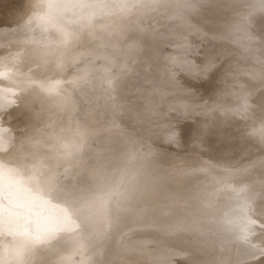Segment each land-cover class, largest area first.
<instances>
[{
  "label": "rangeland",
  "instance_id": "rangeland-1",
  "mask_svg": "<svg viewBox=\"0 0 264 264\" xmlns=\"http://www.w3.org/2000/svg\"><path fill=\"white\" fill-rule=\"evenodd\" d=\"M44 1L0 0V53L2 52L5 56V59L4 57H0L1 62L4 59L2 64L7 61L6 59H10L8 61H13L20 55H27L31 57L25 58L18 66L24 72L35 71L36 68H41V64L44 62H48L50 65L45 72H39L37 70L39 73H36L35 71V76H25L23 74L26 81L23 82L25 78L22 76L21 79L23 80L19 81H22L24 84L21 82L19 83L17 80L19 85H15L17 83L15 82L16 80H14L16 79L15 76L17 74L19 75L18 70L13 68L15 73L12 72V70L10 71L9 75H13L11 72L14 73V79L11 78L12 76L9 77L8 75L9 79H4L2 77L3 73H0V79H4V81L7 80L5 82L6 85L8 81L10 84L15 83V86L11 89L17 90L24 95L22 97L20 96L21 98L19 100V98L14 96L16 92H13L12 90L6 91L5 93V89H2L4 90L2 91L3 94H1L2 92L0 91V130H7V134L2 135V133H0V146L4 147V150L0 151V169H16L19 173L27 174H31L34 171H40L44 175H52L54 172L57 181H60V183H58L64 184V188L75 190L77 197L82 196L81 194H83L84 197L90 199L102 197L105 192L111 190L112 184L110 180L113 174L116 181L119 183L126 179V174L131 175L132 172L138 169V182L141 184H151L153 195L151 196L152 198L146 202L151 211L135 215L128 214L127 216V213L118 214L113 210L110 211L106 217L95 218L93 222L88 225L86 230L81 223V218H78L77 215H72V210L68 208L67 204L61 203L60 200H53L54 204H58L60 208L64 207L69 211L71 219H73L69 222L71 224H69V227L75 225L70 228V231L60 234L57 239L43 243L42 247L43 249L46 247L48 253L42 249L38 252L35 247L37 252L35 253L34 261L40 264H63L64 262V264H234L235 262L236 264H239L240 260L248 261L249 258L259 255L258 253L261 255L264 254V243H260L259 239L251 240V244L255 245V248L243 244L236 240L235 237L218 245L224 226H222L223 224L221 225V223L213 222V218L217 216V214L214 215V213H212L211 205L209 207V201H212V199H215L216 197H220L219 202L222 204L218 203V206L223 210H231L232 206H234L236 211L234 210L235 214L229 221L235 226L237 232L243 227L247 218L251 217V219H256V216L262 212H256V215L253 211L249 212L247 208L251 207L250 209L252 210V203L248 202L251 200H253L251 202H254V199L256 198L255 194L257 193L256 189L259 188L264 193V154L261 159L259 158L256 160V165H259L257 162L263 164H261V168H253L246 165L243 168H238L239 171L236 173L238 174L236 175L237 180L239 179L238 183L236 181L235 183L233 182L234 179L232 177L234 176L233 174L235 171H231L230 175L232 177L229 181H226L229 178L227 179V177L221 173L222 171H220L216 173L219 175L220 181L218 183L207 184V187L204 186L205 188L201 189L199 192L196 190L197 187H199V182L197 181L199 177L203 180L205 173L210 176L216 175L214 173L215 171H211L213 169L207 165L208 161L205 159L202 160L201 158L203 156L213 158L218 157L221 148L225 147V145L215 141L220 146L213 145V150L211 149L209 152L203 153L204 145H209V143L206 142L211 137H214L215 134L219 137L220 131H222L225 139L229 143H232V139L227 130V125L220 121L223 126L218 128L216 126L217 121L214 119L216 118L217 112H219V114L222 111H224V113H230L234 108L231 102L223 99L225 96L219 97L215 95L217 92V86H222L228 93L229 91L231 94L237 93V97L233 100L239 105L240 109L235 115L236 120H234L230 126L231 129L234 130L240 126L252 129L256 122H263L264 124V85H262L264 84V10L260 7L264 0H193L196 5L199 4L194 11L183 12L185 15L176 9L169 8L160 9L156 13H147L143 16L137 12H133L131 15H121L120 12L115 9H104L103 12H101L100 9L95 7L81 6L85 4L91 5L101 2H112V0ZM49 1H51V4ZM52 1L55 4L54 6ZM206 2L209 3L207 4ZM39 6H42L41 8L43 9L39 8ZM43 6L45 8L49 7V9L46 8V10ZM58 7H62V9L56 10ZM63 7L65 9L66 7L68 9L69 7V9L65 10ZM256 8H258V10H256ZM41 10L46 12H41ZM48 10H51L50 14H53V17L48 13ZM60 10L65 11H63L64 13L58 12L59 14H54ZM179 14H181V16H179ZM181 25H184L186 30ZM228 28L231 30H228ZM68 30H72V33L68 34ZM138 32L141 33L138 34ZM3 33H5V38L2 37L4 36ZM63 33L68 35L69 39H66L67 41L65 39L59 40L51 38L55 34L59 35ZM230 33L232 37H230ZM6 35L8 37L11 35V37L8 38ZM47 38L53 40L46 44L48 47L55 48L59 45L65 44L64 46H66V48L68 47V49L72 50L76 48L91 50L92 54L87 53L75 55L76 58L74 57L73 62L70 65L60 70L59 75L58 73L55 74V66L60 62V59L47 52L35 53L37 52L39 45L46 41ZM1 39L2 43L5 44V46L7 45L6 47L4 45L1 46ZM6 39H8L7 42ZM206 39L208 41H206ZM178 42L180 43L178 44ZM19 43L21 44L19 45ZM211 43L213 44L211 45ZM112 44H121L124 46L121 49L123 51L117 53L119 55H117V59H114V55H112L113 62H116V64L122 63L121 66L115 65V63L112 62L110 55ZM101 56L107 61L111 59L109 64H111L112 68L109 67L110 65L102 66V68L105 67L106 69L109 67V70H111L107 71L108 73L106 72L108 76L110 75L109 73L113 72L114 66L115 70H117V67L118 70L122 67L121 70H124V74H126L121 75L120 70H117L119 73L117 74L114 70L111 74L114 78L110 75L113 78V80L110 81L111 78L107 77V74L101 69V65L108 64V62ZM162 56L164 60L162 59ZM86 58L89 59L88 62L85 61ZM102 59L104 62H102ZM210 60L213 65L211 68H209ZM84 62H86V64ZM89 62L91 65H87L90 64ZM6 63L7 64H4L6 67L11 65L10 62ZM113 64L114 66H112ZM4 65L1 66L6 70V72L4 71L5 77L6 73L8 74L9 72V67L6 68ZM87 66L89 67L87 68ZM123 66H126L127 68ZM187 66L189 67V71H187ZM10 67H12V65ZM2 71L3 70L0 72ZM85 72L89 73V79L98 72L99 75L101 74L100 77H106L104 80L106 81L107 79V82H110H106L107 84H103V87L101 86L100 88L91 87L94 85L93 81L92 83H88L89 86H74L71 82L81 75H84ZM99 72H102L103 75H105L102 76V73ZM72 74H76L77 77L67 83V88L64 89V93H67V95L64 94L63 96V94H60L57 97H48V93H44L45 91L41 92L39 89V93L38 90L37 93H34V91L31 90L32 83H35V81H33L34 77L35 80L40 81H48L51 77V79L53 78L57 83V81H61L63 78ZM98 74L96 75L98 77H94L100 78ZM190 74L192 75L190 76ZM189 82L191 83L190 85ZM252 82L255 83L253 84ZM29 83H31V85ZM176 83H178V85H176ZM179 83H182L181 85L185 83L183 85L184 88H182ZM212 83H214V85ZM259 83H261V86ZM0 84L2 86L3 81H0ZM20 84L27 86L28 89H26L27 87L20 89L22 87ZM90 84L92 85L90 86ZM172 85H174V87ZM191 85L193 88L190 87ZM256 89L261 91L258 90V92ZM204 90H206V92ZM83 91L85 94L82 93ZM207 91H209L208 94ZM30 92H33V95H30ZM195 93L199 95L198 98V95ZM256 93H260L262 96L258 94V96H261L258 97ZM78 94L79 100L76 104L72 106L70 105L69 108H66L59 114L56 112V109L60 105L63 108L65 105L67 107L70 100L76 98L73 96ZM82 95L83 97H81ZM11 96L15 98H12L11 100L14 99L13 101H16V103L7 100L10 99ZM193 96H196L195 98L199 102L195 101V104L192 103L187 106L188 103H191L188 102V99ZM110 98L114 100H110ZM133 98L135 101L132 100ZM17 100H19L20 104L17 103ZM92 100L99 103H92ZM256 100L258 101L255 102ZM64 101H67L68 103L65 104ZM90 101L92 103V108H90L91 110H87ZM9 103H14L13 105L19 104L20 106L16 105L17 107L13 108L10 107L12 105L7 106ZM247 103L248 106L246 105ZM254 103L256 104V108L258 107L257 109L253 108L255 107ZM242 104L244 107H241L243 106ZM191 105L193 108H191ZM183 106L185 108H183ZM81 107H83V110ZM84 107H86V109ZM107 107L109 108L110 114L108 111V116L106 114L102 116L101 114L107 112ZM140 109L142 111H140ZM116 112H123L125 115L119 113L117 116ZM125 112H128V114ZM95 114H98L100 117L102 116L101 119ZM126 114L127 117H125ZM111 115L113 116L112 118L114 121L109 117ZM131 116H133V118ZM201 116H203V118H201ZM204 117L207 120H204ZM106 118L110 119L107 120ZM96 119L100 121H97ZM55 120L60 122L61 126H57L54 129V132L58 133V135L61 133L70 135L67 139L68 141L65 140L63 143L73 140L78 142L79 139L76 137L78 131L84 134L83 146L87 147H82L80 154L76 155L74 158L65 159L63 157H55V155L61 152L60 146L59 148H54L50 145V147L46 149L47 137H51L48 133V125ZM133 120L135 122H133ZM200 120L205 122L202 123ZM227 120L230 121L229 119ZM128 123H131L132 125L130 124V126ZM207 123H209V127L207 126ZM69 124H71V126ZM108 130L117 131L119 134L118 136L122 141L118 136V138H116L117 142H114L116 140L113 141L112 138L108 139L109 137H104V139L103 136L107 134ZM248 134L251 137V135H254L255 133L254 131H249ZM116 146H120V148H116ZM134 146H136L137 149ZM121 148L124 150L122 151ZM225 152H227L226 155L228 156V151ZM91 153L93 154L94 159L92 158ZM129 154H134L136 157L140 155L138 161L136 159L134 167L129 165ZM147 156H149V159H146ZM120 159L125 162H121L123 164L120 168L118 167V170L116 168L118 164H115ZM227 161L224 163H229ZM46 162H48V165H45ZM50 162H53L54 165L51 166V164H49ZM253 162L254 161H250L248 164L253 166L255 165V162ZM118 163L119 165L121 164L119 161ZM113 164L115 166H113ZM195 165L197 167H194ZM111 166L115 168L112 170L113 167ZM210 166L214 167V164ZM186 168L189 170H186ZM191 169L194 170V175L192 174L193 172L189 175L190 171H192ZM114 170L116 171L113 172ZM71 171L72 173H70ZM245 171L247 173H245ZM183 173H186V175ZM195 173H197V176L199 175L197 178ZM244 173L246 176L243 177V175H245ZM104 175H106L105 179ZM66 176L70 177V179H65ZM201 176L203 177L201 178ZM236 176L234 177L236 178ZM63 177L64 179H62ZM15 178L19 179L20 177L17 176ZM242 178L243 180H240ZM101 179L104 181L102 182ZM62 180L66 181L63 182ZM108 180L109 183L106 182ZM68 181L69 183H67ZM78 181L80 182L78 183ZM65 182L68 184L67 186ZM239 182L241 185H245V183L246 185L241 187V185L239 186ZM231 183L232 186H235L236 183L238 186H235V189L233 186L234 190H230L232 191L230 193L227 188H232L230 186ZM76 184H78V189L76 188ZM71 185L75 187H71ZM246 186H249L248 191L252 189V192L249 191L250 193H248L246 190L245 192H242L243 194L238 192V194H234V191L236 192L240 188H245ZM77 190L80 192H77ZM82 191L83 193H81ZM218 192L221 193L219 194ZM227 192L229 195L233 194L235 198L238 195V198L236 199L239 200L237 202L238 204H241H239L241 207L237 204L236 199L231 200L233 205L225 203ZM78 193L81 194L79 195ZM245 193L248 194V196H251L253 193L254 195H252L250 199ZM241 194L246 198H242ZM191 195L193 197H191ZM234 201L236 202L235 204ZM181 202L188 203V206L182 207ZM194 202H199L198 207L193 208ZM244 202L248 203L247 207H244L246 204L243 205ZM236 205L240 208H238L239 210L236 208ZM177 206L180 209H176ZM242 207L244 208L241 209ZM253 213H255V215ZM242 215L244 216V219ZM193 224L196 225V228L188 227V230H174L177 225L184 228ZM76 225H79L80 227L75 228ZM116 228L118 229L116 230ZM0 231H2V228H0ZM256 231L257 235H259L258 229ZM0 234V264H33L31 262L32 251L25 253L24 258L21 261L16 262L13 255L9 258V254H12V250L19 244V240L10 237L4 228ZM2 235H4V237L7 236V238H4L6 239V241H4L5 244H3ZM237 244L238 247L240 244L244 245V249H249V251H245L243 259L237 258L238 256H233L236 254L232 253V248L236 247ZM49 250L53 251L54 256H52V254L51 256L48 255L50 254ZM235 252L238 254L236 250ZM262 256L263 260L261 259L259 264H264V255ZM243 261L240 264H243ZM244 264H250V262L248 261Z\"/></svg>",
  "mask_w": 264,
  "mask_h": 264
},
{
  "label": "snow or ice",
  "instance_id": "snow-or-ice-1",
  "mask_svg": "<svg viewBox=\"0 0 264 264\" xmlns=\"http://www.w3.org/2000/svg\"><path fill=\"white\" fill-rule=\"evenodd\" d=\"M81 6L95 7L101 12L104 9H115L121 15H131L133 12H137L141 16L169 8L176 9L180 13L191 12L197 7L193 0H112V2ZM260 7L264 10V2ZM211 67L213 65L210 60L209 68ZM104 71L107 72L108 69H104ZM71 83L74 86L87 85L89 73L85 72L84 75ZM43 90L49 95H59L55 92L54 86ZM64 103L66 104L67 101ZM0 133L7 134V130L2 129ZM83 136L84 134L78 131L76 137L79 142L73 140L60 145L63 158L71 159L80 153L83 147ZM3 150L4 147L0 146V151ZM136 159L134 154H129V165L134 167ZM138 173L137 169L131 175L126 174V179L119 183L113 174L111 190L105 192L102 197L90 199L84 196L77 197L75 190L64 188L57 182L54 174L44 175L38 171L27 174L19 173L16 169H0V228L6 229L10 237L19 240V244L12 251L13 258L16 261H21L26 252L70 231L67 226L71 219L68 210L60 208L58 204L53 203V200H60L61 203L67 204L68 208L72 210L71 214L81 218L85 230L95 218L106 217L112 210L118 214L131 215L151 211L146 202L153 195L152 186L147 183H139ZM17 176L20 178L16 179ZM246 190V188H240L238 193ZM260 212L264 213V207L260 209ZM261 221H264V215H257L256 219H247L238 232L232 222L225 225L224 230L232 232L236 240L255 248V245L251 244L252 239H259L261 243H264V222ZM75 227L79 228L80 226L76 225ZM188 227L196 228V225L184 228L177 225L174 230H188ZM257 229L259 235H257Z\"/></svg>",
  "mask_w": 264,
  "mask_h": 264
},
{
  "label": "bare ground",
  "instance_id": "bare-ground-1",
  "mask_svg": "<svg viewBox=\"0 0 264 264\" xmlns=\"http://www.w3.org/2000/svg\"><path fill=\"white\" fill-rule=\"evenodd\" d=\"M44 1V0H43ZM53 1H55V2H58V1H56V0H53ZM52 1V2H53ZM61 1V0H60ZM200 1V0H199ZM45 2V1H44ZM50 2V4H51V1H49ZM49 2H48V4H49ZM85 2V1H84ZM224 2V1H223ZM260 2V1H259ZM43 3V2H42ZM41 3V4H42ZM207 3V2H206ZM209 3V2H208ZM207 3V4H208ZM213 3V2H212ZM261 3V2H260ZM259 3V4H260ZM45 4V3H44ZM90 4H91V2H90ZM199 4V3H198ZM197 4V5H198ZM211 4V3H210ZM256 4H257V2H256ZM55 4H54V2H53V6H54ZM80 5V4H79ZM89 5V4H88ZM203 5V4H202ZM45 6H47V5H45ZM49 6V5H48ZM201 6V5H200ZM251 6V5H250ZM27 7V6H26ZM42 7V6H41ZM40 6H39V8H41ZM44 7V6H43ZM50 7V6H49ZM49 7L47 8V9H49ZM52 7V6H51ZM203 7V6H202ZM11 8V7H10ZM45 7H44V9H46ZM205 8V7H204ZM210 8V7H209ZM214 8V7H213ZM41 9H43V8H41ZM46 9V10H47ZM58 9H62V7L61 8H57L56 10H58ZM63 9H65L64 7H63ZM66 9H67V7H66ZM65 9V10H66ZM68 9H69V7H68ZM67 9V10H68ZM78 9V8H77ZM253 9V8H252ZM254 9H255V5H254ZM253 9V10H254ZM65 10H60V11H57L56 13H54V14H57L58 12L59 13H62L63 11H65ZM113 10V9H112ZM200 10V9H199ZM220 10V9H219ZM256 10H258V8H256ZM30 11V10H29ZM42 11H44V10H41V12ZM49 11V10H48ZM51 11V10H50ZM50 11L48 12L49 14H50ZM16 12V11H15ZM46 11H44V13H45ZM55 12V11H54ZM201 12V11H200ZM204 12V11H203ZM48 13H47V15H48ZM53 13V12H52ZM58 13V14H59ZM64 13V12H63ZM111 13V12H110ZM174 13H176V12H174ZM186 13V12H185ZM223 13V12H222ZM112 14H114V13H112ZM184 14V13H183ZM182 14V15H183ZM190 14V13H189ZM213 14V13H212ZM44 15H46V14H44ZM51 15V14H50ZM53 15V14H52ZM51 15V16H52ZM64 15V14H63ZM68 15V14H67ZM109 15V14H108ZM108 15H107V17H108ZM172 15V14H171ZM185 15V14H184ZM214 15V14H213ZM56 16H58V15H56ZM177 16V15H176ZM179 16H181V14H179ZM53 17V16H52ZM54 17H55V15H54ZM109 17H110V15H109ZM112 17V16H111ZM133 17V16H132ZM219 17V16H218ZM115 18V17H114ZM220 18V17H219ZM222 18H224V17H222ZM232 18V17H231ZM106 19V18H105ZM131 19V18H130ZM133 19V18H132ZM261 19V18H260ZM97 20V19H96ZM140 21V20H139ZM172 21V20H171ZM170 21V22H171ZM235 21V20H234ZM256 21V20H255ZM94 22V21H93ZM175 22V21H174ZM260 22V21H259ZM31 23V22H30ZM142 23V22H141ZM114 24V23H113ZM125 24H127V23H125ZM129 24V23H128ZM257 24V23H256ZM75 25V24H74ZM111 25V24H110ZM134 25V24H133ZM132 25V26H133ZM138 25V24H137ZM72 26V25H71ZM77 26V25H76ZM123 26V25H122ZM134 26H136V25H134ZM181 26H183L184 27V29H185V26L184 25H181ZM189 26V25H188ZM226 26V25H225ZM106 27H108V26H106ZM172 27V26H171ZM182 27V28H183ZM222 27V26H221ZM63 28V27H62ZM66 28V27H65ZM69 28V27H68ZM79 28V27H78ZM110 28V27H109ZM119 28V27H118ZM130 28H131V26H130ZM189 28V27H188ZM233 28V27H232ZM59 29V28H58ZM127 29V28H126ZM129 29V28H128ZM138 29H140V28H138ZM224 29V28H223ZM255 29V28H254ZM3 30V29H2ZM63 30V29H62ZM107 30V29H106ZM112 30V29H111ZM110 30V31H111ZM114 30V29H113ZM120 30H121V28H120ZM131 30V29H130ZM186 30V29H185ZM221 30V29H220ZM228 30H231V29H229L228 28ZM234 30V29H233ZM70 31V32H69ZM139 31V30H138ZM183 31V30H182ZM236 31V30H235ZM2 32V31H1ZM63 32H65V31H63ZM132 32V31H131ZM179 32V31H178ZM66 33V32H65ZM68 34H71L72 33V30H68V32H67ZM114 33V32H113ZM117 33V32H116ZM126 33V32H125ZM133 33V32H132ZM137 33V32H136ZM139 33H141V32H138V34ZM143 33V32H142ZM4 34V36H2V37H4L5 38V33H3ZM48 34V33H47ZM49 34H50V32H49ZM108 34V33H107ZM119 34H120V32H119ZM234 34V33H233ZM2 35V34H1ZM114 35V34H113ZM131 35V34H130ZM235 35V34H234ZM7 36V35H6ZM115 36V35H114ZM122 36H124V35H122ZM170 36V35H169ZM8 37V36H7ZM9 37H11V35H9ZM8 37V38H9ZM70 37V36H69ZM97 37V36H96ZM113 37V36H112ZM139 37V36H138ZM220 37H221V35H220ZM230 37H232L231 36V33H230ZM237 37V36H236ZM235 37V38H236ZM0 38H1V36H0ZM52 39H54V38H56V39H59V40H61V39H69L68 38V35L66 34H59V35H57V34H55V35H53L52 37H51ZM51 38H47L46 39V41H44L43 43H41L40 45H39V47H38V49H37V52H35V53H45V52H47V53H50V54H52L53 56H55L56 58H59L60 59V62L59 63H57L56 64V66H55V70H54V73L56 74V73H58V75H59V72H60V70H62L63 68H65L66 66H68V65H70L72 62H73V59H74V57L76 58V56L75 55H82V54H92L91 53V50H85V49H68V47L66 48V46H64L65 44H62V45H59V46H57V47H55V48H52V47H48V46H46V44L49 42V41H51L52 39ZM108 38H109V36H108ZM119 38V37H118ZM174 38V37H173ZM264 38V37H263ZM3 39V38H2ZM2 39H1V43H2ZM112 39V38H111ZM116 39V38H115ZM205 39V38H204ZM209 39V38H208ZM242 39V38H241ZM7 40L8 39H6V42H7ZM123 40H124V37H123ZM210 40V39H209ZM224 40V39H223ZM3 41H4V39H3ZM53 41V40H52ZM67 41V40H66ZM205 41V40H204ZM206 41H208L207 39H206ZM238 41V40H237ZM5 42V43H6ZM12 42V41H11ZM25 42V41H24ZM118 42V41H117ZM139 42V41H138ZM17 43V42H16ZM50 43V42H49ZM171 43V42H170ZM180 42H178V44H179ZM205 43V42H204ZM215 43V42H214ZM223 43V42H222ZM243 43V42H242ZM6 44H8V43H6ZM14 44V43H13ZM21 43H19V45H20ZM185 44V43H184ZM213 43H211V45H212ZM5 46V44H3L2 43V45L1 46ZM12 45V44H11ZM18 45V44H17ZM16 45V46H17ZM172 45V44H171ZM182 45V44H181ZM203 45H205V44H203ZM236 45V44H235ZM239 45V44H238ZM7 46V45H6ZM5 46V47H6ZM15 46V45H14ZM110 46V45H109ZM120 46H122V47H120ZM164 46V45H163ZM221 46V45H220ZM233 46V45H232ZM124 46L123 45H121V44H119V45H116V44H112V48H111V53H110V55H111V58L113 57L112 55H114V59L116 58L117 59V53L119 52V51H123V50H121L122 48H123ZM128 47V46H127ZM127 47H126V49H127ZM162 47V46H161ZM204 47V46H203ZM213 47H214V45H213ZM223 47V46H222ZM219 48V47H218ZM2 49V48H1ZM140 49V48H139ZM163 49V48H162ZM209 49V48H208ZM213 49V48H212ZM221 49V48H220ZM223 49V48H222ZM210 50V49H209ZM217 50V49H216ZM163 51V50H162ZM208 51V50H207ZM222 51V50H221ZM220 51V52H221ZM229 51V50H228ZM202 52H203V49H202ZM253 52H255V51H253ZM164 53V52H163ZM218 53V52H217ZM0 54H2V52L0 53ZM156 54V53H155ZM160 54H161V50H160ZM227 54V53H226ZM32 55H35V54H32ZM157 55H158V53H157ZM157 55H155V56H157ZM168 55V54H167ZM222 55V54H221ZM98 57H100L99 55H97ZM119 56V55H118ZM215 56V55H214ZM220 56V55H219ZM0 57L2 58V57H4V59H5V56L2 54V55H0ZM29 57H31V56H27V55H20L19 57H17L16 59H14L13 61H8V60H10V59H6L7 61H5L3 64H2V62L4 61V59L2 60V62H1V59H0V62H1V64H0V67H1V70H3L2 72H0L1 74L3 73V75H2V77L4 78V79H9V77H11V78H13L15 75H14V73H15V70H18V73H19V75L17 74L15 77H16V79H14V80H16L15 82L17 83L19 80H23V79H21V77L23 76V74L25 75V76H35L36 74H35V71H36V73H39V72H45L48 68H49V64H48V62L46 63V62H44L43 64H41V68H36V70L35 71H26V72H24L21 68H19L18 66L21 64V62H23L24 61V59L25 58H29ZM101 57H103V56H101ZM107 57V56H106ZM158 57V56H157ZM160 57V56H159ZM224 57V56H223ZM108 58H109V56H108ZM161 58V57H160ZM216 58H217V56H216ZM226 58V57H225ZM88 58H86L85 59V61H89V59L87 60ZM103 59H105L104 57H103ZM103 59H102V62H104L103 61ZM110 59V58H109ZM119 59V58H118ZM162 59H163V56H162ZM162 59H160V60H162ZM241 59V58H240ZM111 60V59H110ZM109 60V61H110ZM164 60V59H163ZM170 60V59H169ZM205 60V59H204ZM214 60V59H213ZM243 60V59H242ZM91 61V60H90ZM105 61H107L106 59H105ZM109 61H107L108 62V64H105V65H101V69H103L102 71L104 72V73H106L105 71H104V69H106L105 67L104 68H102V66H109V67H111V64H109L110 62ZM115 61V60H114ZM224 61V60H223ZM254 61V60H253ZM6 62H10V64L12 65V67H10V66H7V67H9V72H8V74L6 73V75H5V77H4V74H5V72H6V70H5V68H3V66H1V65H4V64H7ZM112 62H113V58H112ZM118 62V61H117ZM191 62V61H190ZM194 62V61H193ZM192 62V63H193ZM52 63V62H51ZM85 64H86V62H84ZM90 63V62H89ZM106 63V62H105ZM113 63H115V65H120L121 66V64L122 63H117L116 64V62H113ZM203 63H204V61H203ZM206 63V62H205ZM245 63V62H244ZM189 64V63H188ZM199 64V63H198ZM87 65H91V63L90 64H87ZM124 65V64H123ZM59 66V67H58ZM83 66H85V65H83ZM82 66V67H83ZM112 66H114V64L112 65ZM119 66V67H120ZM190 66V65H189ZM223 66V65H222ZM4 67H6L5 65H4ZM6 67V68H7ZM86 67V66H85ZM84 67V68H85ZM89 66H87V68H88ZM109 67H107V69H108V71H111V70H109ZM115 67V66H114ZM113 67V69L115 70V68ZM117 67V66H116ZM188 67V66H187ZM194 67V66H193ZM264 67V66H263ZM15 70H14V69ZM112 68V67H111ZM110 68V69H111ZM121 68L122 67H120V74L121 75H125L124 74V70H121ZM127 68V67H126ZM190 68H192V67H190ZM198 68V67H197ZM70 69V68H69ZM68 69V70H69ZM86 69V68H85ZM112 69V70H113ZM117 70H118V67L116 68ZM123 69H125V68H123ZM182 69V68H181ZM263 69V68H262ZM0 70V71H1ZM12 70V72H14V73H12L11 72V74H13V75H9L10 74V71ZM39 72H38V71ZM114 70H113V72H114ZM117 70H115V72H117ZM118 70V71H119ZM204 70V69H203ZM257 70V69H256ZM261 70V69H260ZM5 71V72H4ZM21 71V72H20ZM71 71V70H70ZM122 71H123V74H122ZM180 71H182V70H180ZM187 71H189V67H188V69H187ZM22 72H24V73H22ZM112 72V73H113ZM166 72V71H165ZM186 72V71H185ZM21 73V74H20ZM49 73V72H48ZM97 74H98V72H96ZM99 73H102V72H99ZM108 73V72H107ZM106 73V74H107ZM112 73H109L110 75L112 74ZM167 73V72H166ZM263 73V72H262ZM94 74V73H93ZM97 74H94V76H96ZM117 74H119L118 72H117ZM9 77H8V76ZM21 75V76H20ZM78 75V74H77ZM99 75V74H98ZM105 75V74H104ZM103 75V73H102V76H104ZM108 76V74H107V77H110L111 78V80L110 81H112L113 80V78H114V76ZM136 75H137V73H136ZM192 74H190V76H191ZM263 75V74H262ZM19 78H18V77ZM55 76V75H54ZM79 76V75H78ZM91 76V75H90ZM94 76H91L90 77V79H89V82H91L92 83V81H93V86H91L92 84H90V86L91 87H93V88H100L103 84H107L108 82H110V81H108L107 82V79H106V81L104 80V78H106V77H100L101 76V74L99 75V77L100 78H96V77H98V76H96V77H94ZM24 77V76H23ZM57 77H59V76H57ZM77 76H76V74H72V75H70V76H68V77H66V78H63V80H59V81H57V83L55 82L56 80H54L53 78L51 79V77H50V79H48V81H40V80H35V77H34V80L33 81H35V83L33 82L32 83V86H31V90L32 91H34V93H37V90H38V93H39V91L41 90V92L42 91H44L43 89L44 88H47V87H49V86H54L55 87V92H57V93H59V95L60 94H63V96H64V92H65V88H67V83L70 81V80H72V79H74V78H76ZM138 77V76H137ZM200 77V76H199ZM1 78V77H0ZM2 78V79H3ZM25 78V77H24ZM27 78H29V77H27ZM202 78V77H201ZM200 78V79H201ZM215 78V77H214ZM4 79L3 80H1L0 79V81H3V84H2V86H1V84H0V91L2 92V91H4V90H2V89H5V93H6V91H13V92H16V94L14 95V96H16V98H19V100H20V98L22 97V96H24L23 95V93H21V92H19V91H17V90H13V89H11V88H13L15 85H19V83L21 82V83H23L24 81H26V78L23 80V82L22 81H19V83H17V84H13L11 81V83L12 84H10V83H8L7 82V85L5 84V82L7 81V80H5L4 81ZM33 79V78H32ZM59 79V78H58ZM94 79V80H93ZM137 79V78H136ZM11 80V79H10ZM18 80V81H17ZM108 80H109V78H108ZM133 80H135V79H133ZM198 80V79H197ZM204 80V79H203ZM218 80V79H217ZM13 81V80H12ZM185 81H187V80H185ZM195 81V80H194ZM202 81V80H201ZM242 81V80H241ZM246 81H247V79H246ZM249 81V80H248ZM14 82V81H13ZM27 82H29V81H27ZM36 82H37V84H36ZM55 82V83H54ZM107 82V83H106ZM193 82V81H192ZM199 82H200V80H199ZM213 82V81H212ZM2 83V82H1ZM26 83V82H25ZM135 83H137V82H135ZM186 84H188L187 82H185ZM185 83H183V85L185 84ZM193 83H195V82H193ZM193 83H192V85H193ZM216 83V82H215ZM241 83V82H240ZM253 83V82H252ZM255 83V82H254ZM253 83V84H254ZM24 84V83H23ZM30 85H31V83H29ZM33 84H36V85H33ZM41 84V85H40ZM115 84V83H114ZM180 85L182 84V83H179ZM191 83L189 82V85H190ZM199 84V83H198ZM201 84V83H200ZM213 85H214V83H212ZM218 84V83H217ZM257 84V83H256ZM261 83H259V85H260ZM20 85H22V84H20ZM88 85V84H87ZM86 85V86H87ZM111 85V84H110ZM136 85V84H135ZM176 85H178V83H176ZM175 85V86H176ZM183 85H181L182 86V88H184L183 87ZM189 85H188V87H189ZM192 85L190 86V87H192ZM262 85H264V84H262ZM89 86V85H88ZM137 86V85H136ZM135 86V87H136ZM173 87H174V85H172ZM227 86V85H226ZM225 86V87H226ZM254 86V85H253ZM258 86V85H257ZM261 86V85H260ZM18 87H20V86H18ZM27 86H25V85H22V87L20 88V89H24V88H26ZM103 87V86H102ZM105 87V86H104ZM131 87V86H130ZM230 87V86H229ZM242 87V86H241ZM256 87V86H255ZM263 87V86H262ZM106 88H107V85H106ZM193 88V87H192ZM203 88V87H202ZM206 88V87H205ZM213 88V87H212ZM258 88V87H257ZM26 89H28V87L26 88ZM40 89V90H39ZM103 89H105V88H103ZM115 89V88H114ZM174 89V88H173ZM195 89V88H194ZM261 89V88H260ZM264 89V88H263ZM86 90V89H85ZM95 90V89H94ZM97 90V89H96ZM208 90V89H207ZM213 90V89H212ZM216 90H217V92L215 93V95L216 96H219V97H223V96H225V97H223V99H225V100H227L228 102H231V104L233 105V109H232V111L230 112V113H228V112H226V113H224V111H222L220 114H219V112H217L216 113V118H214V119H216V121H217V127L218 128H220V126H223V125H221V123H220V121H222V122H224L225 123V125H227V130H228V133H229V135H230V137H231V139H232V143H229L226 139H225V136H224V133L222 132V131H220V135H219V137H217L216 136V134H215V136L214 137H211L206 143H209V145H207V146H205L204 145V147H203V153H207V152H209L211 149L213 150V145L214 146H217V145H219L218 143H216L215 141H218V142H220L222 145H225V147H223V148H221V151H220V153H219V155H218V157H215V158H213V157H209V156H206V157H202L201 159L202 160H206V161H208L207 163V165L209 166V167H211V169H213V170H211V171H215L214 173L216 174V173H218V172H220V171H222L221 173H223L226 177H227V179L228 180H226V178H225V180L226 181H229L230 180V178L232 177L230 174H231V171L233 170V172L235 171V173L233 174V172H232V174L234 175V176H236V175H238V174H236L238 171H239V167H241V168H243V167H245V165L246 166H250V167H253V168H257V167H259V168H261L262 166H261V164L262 163H260V162H257L259 165H256V160H258L259 158L261 159L262 157H263V154H264V124H263V122H256L255 124H254V126H253V128L252 129H248V128H246V127H239V128H235L234 130L233 129H231V124H232V122L234 121V120H236L235 119V115L238 113V110L240 109V107H239V105L238 104H236L235 102H234V100L233 99H235V97H237V93H230V91H229V93L222 87V86H217L216 87ZM254 90V89H253ZM257 90V89H256ZM255 90V91H256ZM259 90V89H258ZM257 90V91H258ZM68 91H69V89H68ZM67 91V92H68ZM87 91V90H86ZM102 91V90H101ZM103 91H105V90H103ZM181 91V90H180ZM205 92H206V90H204ZM226 91V92H225ZM259 91H261V90H259ZM258 91V92H259ZM264 91V90H263ZM262 91V92H263ZM0 92V93H1ZM89 92V91H88ZM90 92H94V91H90ZM99 92H100V90H99ZM173 92V91H172ZM196 92V91H195ZM202 93H205V92H203V91H201ZM208 92L209 91H207V94H208ZM244 92V91H243ZM254 92V91H253ZM44 93H46V92H44ZM83 94H85L84 93V91L82 92ZM193 93V92H192ZM1 94H3V92L1 93ZM33 95V92L31 93L30 92V95ZM43 94V93H42ZM68 94H69V92H68ZM175 94V93H174ZM177 94V93H176ZM194 94V93H193ZM195 94H197V93H195ZM206 94V93H205ZM212 94H213V92H212ZM251 94V93H250ZM257 94V96H258V94H260V93H256ZM255 94V95H256ZM35 95V94H34ZM37 95V94H36ZM65 95H67V93L65 94ZM96 95V94H95ZM131 95V94H130ZM191 95V94H190ZM198 95V94H197ZM239 95V94H238ZM242 95V94H241ZM261 95V94H260ZM1 96V95H0ZM21 96V97H20ZM48 97H57L58 95H56V94H52V95H47ZM79 94L78 95H75V96H73V97H76V98H74V99H72V100H70V102L68 103V105H67V107H66V105L64 106V108L60 105L57 109H56V112L59 114V113H61L62 111H64L66 108H69L70 107V105L72 106V105H74V104H76L77 102H78V100H79ZM137 96V95H136ZM177 96V95H176ZM181 96V95H180ZM186 96V95H185ZM184 96V97H185ZM207 96V95H206ZM205 96V97H206ZM253 96V95H252ZM251 96V97H252ZM262 96V95H261ZM261 96H258V97H261ZM32 97V96H31ZM35 97V96H34ZM81 97H83V95L81 96ZM88 97V96H87ZM175 97V96H174ZM196 97V96H195ZM194 96L193 97H190L188 100V102H191V103H186L187 104V106L188 105H190V104H192V103H194L195 101H197V102H199L198 100H196V98H195ZM199 97V95L197 96V98ZM239 97V96H238ZM242 97H243V95H242ZM241 97V98H242ZM248 97H249V95H248ZM12 98H14V97H10V99H7V100H11ZM61 98H62V96H61ZM67 98H68V96H67ZM86 98V97H85ZM250 98V97H249ZM15 99V98H14ZM13 99V100H14ZM76 99V100H75ZM84 99V98H83ZM92 99V98H91ZM112 98H110V100H111ZM125 99V98H124ZM182 99V98H181ZM13 100H11V101H13ZM19 100H17L18 102L17 103H19ZM22 100V99H21ZM88 100H89V98H88ZM94 100V99H93ZM92 100V101H93ZM107 100V99H106ZM112 100H114V99H112ZM131 100V99H130ZM132 100H134V98L132 99ZM200 100H201V98H200ZM8 101V102H9ZM99 101V100H98ZM126 101H128V100H126ZM135 101V100H134ZM138 101V100H137ZM183 101H185V100H183ZM258 100H256L255 102H257ZM14 102V101H13ZM81 102V101H80ZM88 102V101H87ZM97 102V101H96ZM95 101H93L92 103H96ZM106 102V101H105ZM129 102V101H128ZM127 102V103H128ZM248 102V101H247ZM14 103H16V101L14 102ZM14 103H9L7 106H9V105H12V106H10V107H17V106H20L19 104L17 105V104H15V105H13ZM86 103V102H85ZM91 101H90V104H88V108H87V110H89L90 108H92L91 106ZM97 103H99V102H97ZM102 103H103V101H102ZM102 103H100V104H102ZM260 103V102H259ZM130 104V103H129ZM133 104H134V102H133ZM183 104H185V103H183ZM195 104V103H194ZM244 104V103H243ZM242 104V105H243ZM255 104V103H254ZM253 104V105H254ZM17 105V106H16ZM21 105H22V103H21ZM44 105V104H43ZM81 105V104H80ZM97 105H99V104H97ZM212 105V104H211ZM247 106H248V103L246 104ZM246 105H245V107H246ZM94 106V105H93ZM257 106H259V105H257ZM106 107V106H105ZM135 107V106H134ZM176 107V106H175ZM196 107V106H195ZM204 107V106H203ZM241 107H244V105L243 106H241ZM85 109H86V107H84ZM97 108V107H96ZM108 108V107H107ZM179 108H180V106H179ZM183 108H185L184 106H183ZM189 108V107H188ZM187 108V109H188ZM191 108H193L192 107V105H191ZM197 108V107H196ZM249 111H250V109L248 108V107H246ZM253 108H256V104H255V107H253ZM258 108V107H257ZM256 108V109H257ZM260 108H261V104H260ZM81 109L83 110V107H81ZM98 109V108H97ZM104 109H106V108H104ZM104 109H103V111H104ZM115 109V108H114ZM161 109V108H160ZM206 109V108H205ZM243 109V108H242ZM245 109V108H244ZM91 110V109H90ZM186 110V109H185ZM191 110H193V109H191ZM246 110V109H245ZM76 111V110H75ZM106 111V110H105ZM108 111H109V108H108V110H107V112L106 113H103V114H101L102 116H104V114H106L107 115V113H108ZM140 111H142L141 109H140ZM184 111V110H183ZM189 111V110H188ZM252 111V110H251ZM80 112H81V110H80ZM114 112H115V110H114ZM128 112H129V110H128ZM128 112H125V113H127L128 114ZM176 112V111H175ZM202 112V111H201ZM203 112H204V110H203ZM215 112H216V110H215ZM93 113H94V110H93ZM101 113H102V110H101ZM119 113H121V112H119ZM119 113H117L116 112V115L118 116V114ZM130 113V112H129ZM35 114H37V113H35ZM91 114V113H90ZM109 114H110V111H109ZM108 114V115H109ZM111 114H112V112H111ZM121 114H124L123 112L121 113ZM127 114H126V116L125 117H127ZM131 115H132V113H130ZM130 114H129V117H130ZM174 114V113H173ZM173 114H171V115H173ZM178 114H179V111H178ZM190 114V113H189ZM204 114V113H203ZM248 114V113H247ZM84 115H86V114H84ZM96 115V114H95ZM98 115V114H97ZM96 115V116H97ZM107 115V116H108ZM125 115V114H124ZM196 115V114H195ZM200 115H202V114H200ZM101 116V117H102ZM137 116V115H136ZM233 116H234V118H233ZM86 117V116H85ZM88 117V116H87ZM90 117V116H89ZM100 116L98 115V118H99ZM101 117H100V119H101ZM110 118H112L113 116L111 115V116H109ZM115 117V116H114ZM122 117H123V115H122ZM132 118H133V116H131ZM180 117V116H179ZM94 118V117H93ZM110 118H108V119H110ZM120 118V117H119ZM124 118V117H123ZM141 118V117H140ZM194 118V117H193ZM196 118V117H195ZM197 118H198V116H197ZM201 118H203V116H201ZM88 119V118H87ZM107 119V118H106ZM107 119V120H108ZM113 119V118H112ZM125 119V118H124ZM128 119H130V118H128ZM139 119V118H138ZM190 119V118H189ZM227 119H229L230 121H228ZM263 119H264V117H263ZM97 120V119H96ZM136 120V119H135ZM204 120H207V119H205V117H204ZM239 120V119H238ZM97 121H100V120H97ZM113 121H114V119H113ZM143 121V120H142ZM142 121H140V122H142ZM178 121V120H177ZM194 121V120H193ZM200 121H202V120H200ZM87 122V121H86ZM133 122H135L134 120H133ZM132 122V123H133ZM138 122V121H137ZM136 122V123H137ZM139 122V123H140ZM144 122V121H143ZM205 121H202V123H204ZM228 122H230V123H228ZM61 123L60 122H58V121H53L52 123H50V125H48V133H49V136H51V137H47V140H46V149L47 148H49L50 147V145L52 146V147H54V148H59V146L61 145V143H63V142H65V140L66 141H68L67 139H68V137L70 136V135H66V134H63V133H61V134H59L58 135V133H55L54 132V129L57 127V126H61L60 125ZM64 124V123H63ZM68 124V123H67ZM66 124V125H67ZM88 124H91V123H88ZM129 124V123H128ZM128 124H126V125H128ZM131 124V123H130ZM129 124V125H130ZM209 123H207V126L209 127V125H208ZM238 124V123H237ZM70 126H71V124H69ZM85 125H87V124H85ZM128 125V126H129ZM132 125V124H131ZM130 125V126H131ZM233 125H234V123H233ZM232 125V126H233ZM236 125V124H235ZM68 126V125H67ZM142 126V125H141ZM237 126V125H236ZM79 127V126H78ZM136 127V126H135ZM206 127V126H205ZM87 128V127H86ZM122 128H124V127H122ZM130 128V127H129ZM205 129V128H204ZM2 130V129H1ZM85 130V129H84ZM44 131V130H43ZM143 131V130H142ZM224 131V130H223ZM249 131H251V132H253L254 131V135L252 136L251 135V137L249 136ZM84 132V131H83ZM88 133V132H87ZM97 134V133H96ZM99 134H101V133H99ZM143 134H144V132H143ZM189 134V133H188ZM187 134V135H188ZM3 135V134H2ZM91 135V134H90ZM119 134L117 133V131H112V130H108V132H107V134H105L104 136L101 134V136H103V138L105 137V138H108V139H110V138H112V140L114 141V140H116V141H114V142H117V139L116 138H118L119 136H118ZM137 135V134H136ZM9 136V135H8ZM89 136V135H88ZM118 136V137H117ZM150 136V135H149ZM96 137H97V135H96ZM190 137H191V135H190ZM10 138V137H9ZM87 138V137H86ZM98 138H99V136H98ZM103 138H101V139H103ZM104 138V139H105ZM156 138V137H155ZM195 138V137H194ZM97 139V138H96ZM100 139V140H101ZM119 139H121L120 137H119ZM188 139H189V137H188ZM230 139V138H229ZM15 140V139H14ZM17 140V139H16ZM84 140V139H83ZM107 140V139H106ZM106 140H105V142H106ZM104 141V140H103ZM121 141H122V139H121ZM187 141V140H186ZM190 141V140H189ZM13 142V141H12ZM23 142V141H22ZM79 142V141H78ZM148 142V141H147ZM16 143V142H15ZM14 143V144H15ZM84 143V142H83ZM99 143V142H98ZM123 143V142H122ZM101 144H102V142H101ZM104 144V143H103ZM181 144V143H180ZM85 145V144H84ZM152 145V144H151ZM220 146V145H219ZM83 147H87V146H83ZM89 147V146H88ZM107 147V146H106ZM135 148H136V146H134ZM116 148H120V146H116ZM116 148H114V149H116ZM125 148V147H124ZM93 149H95V148H93ZM122 149V151L124 150L123 148H121ZM137 149V148H136ZM135 149V150H136ZM142 149H143V147H142ZM120 150V149H119ZM10 151V150H9ZM82 151V150H81ZM80 151V152H81ZM84 151V150H83ZM89 151H91V150H89ZM225 151H228V156L226 155L227 154V152H225ZM60 152V151H59ZM87 153V152H86ZM85 153V154H86ZM122 153V152H121ZM123 153H126V152H123ZM80 154V153H79ZM98 154V153H97ZM89 155H90V153H89ZM99 155V154H98ZM102 155V154H101ZM123 155V154H122ZM91 156H92V158H93V154L91 153ZM125 156V155H124ZM55 157H60V158H62L63 156L61 155V152L60 153H58L57 155H55ZM122 158H123V156H122ZM121 158V159H122ZM138 158H140V155L137 157V161H138ZM142 158V157H141ZM94 159V158H93ZM99 159V158H98ZM120 159V160H121ZM146 159H149V156H147L146 157ZM88 160V159H87ZM120 160H118L120 163L121 162H125V161H120ZM223 160H225V161H227V162H229V163H224L225 161H223ZM113 161V160H112ZM117 161V160H116ZM115 161V162H116ZM118 161L116 162V164L115 165H119V163H118ZM200 161V160H199ZM250 161H254L255 162V165H253V166H251V165H249L248 163L250 162ZM89 162H90V160H89ZM127 162V161H126ZM253 162V163H254ZM113 163H114V161H113ZM49 164H51V166H53L54 165V163L53 162H50ZM111 164H112V162H111ZM110 164V165H111ZM123 163H121L119 166L117 165L116 166V168L118 169V167L120 168V166L122 165ZM141 164V163H140ZM214 164V167L213 166H210V165H213ZM45 165H48V162H46V164ZM114 164H113V166H115ZM263 165V164H262ZM108 166V165H107ZM113 166H111V167H113ZM83 167V166H82ZM105 167V166H104ZM194 167H197L196 165L194 166ZM115 167H113L112 168V170L114 169ZM193 168V167H192ZM222 168V169H221ZM104 169V168H103ZM107 169V168H106ZM108 170V169H107ZM106 170V171H107ZM111 170V171H112ZM119 170V169H118ZM185 170V169H184ZM186 170H189V169H187L186 168ZM185 170V171H186ZM192 170V169H191ZM241 170H243V169H241ZM109 171V170H108ZM116 170H114L113 172H115ZM217 171V172H216ZM40 172V171H39ZM49 172V171H48ZM112 172V173H113ZM191 172H193L192 174L194 175V170H192V171H190V174L189 175H191ZM244 172V171H243ZM70 173H72V171L70 172ZM87 173V172H86ZM105 173H107V172H105ZM109 173H110V171H109ZM109 173H108V175H109ZM118 173V172H117ZM187 173V172H186ZM186 173L184 174V175H186ZM198 173V172H197ZM197 173H195V175L197 174ZM203 173V172H202ZM245 173H247L246 171H245ZM244 173V174H245ZM51 174V173H50ZM53 174H54V172H53ZM111 174V173H110ZM55 175V174H54ZM69 175V174H68ZM70 175H73V174H70ZM107 175V174H106ZM106 175H104V179H105V176ZM118 175V174H117ZM184 175H182V176H184ZM192 175V176H193ZM217 175L218 174H216L215 176L213 175V176H210L209 174H207V173H205V175H204V179L203 180H201L200 179V177H199V179H197V181L199 182L198 183V186L199 187H197V191L199 192V191H201V189H204L205 187H207L206 185L207 184H212V183H218L220 180H219V175H218V177H217ZM223 175V176H224ZM61 176H64V175H61ZM60 176V177H61ZM85 176V175H84ZM83 176V177H84ZM89 176H90V174H89ZM110 176V175H109ZM199 176V175H198ZM197 175H196V178L198 177ZM221 176V175H220ZM222 176V177H223ZM224 176V177H225ZM232 177L234 180H233V182L235 183V181L238 183V180H237V176H236V178L235 177ZM242 176V175H241ZM244 176H246V174L245 175H243V177ZM112 177H113V175H112ZM111 177V178H112ZM195 177V176H194ZM203 176H201V178H202ZM57 178V177H56ZM59 178V177H58ZM68 178V180L70 179V177H67L66 176V178L65 179H67ZM107 178V177H106ZM110 178V177H109ZM115 178V177H114ZM117 178H118V176H117ZM121 178V177H120ZM238 178H240V177H238ZM61 179V178H60ZM62 179H64V177L62 178ZM236 179V180H235ZM245 179V178H244ZM248 179V178H247ZM80 180V179H79ZM83 180V179H82ZM102 180V182L104 181L103 179H101ZM116 180V179H115ZM222 180V179H221ZM240 180H243V178L242 179H240ZM63 181V180H62ZM64 181H66V180H64ZM63 181V182H64ZM77 181V180H76ZM244 181H246V180H244ZM248 181H250V180H248ZM264 181V180H263ZM57 182H59L60 183V181H57ZM80 181H78V183H79ZM106 182H108L109 183V180L108 181H106ZM105 182V183H106ZM110 182H111V180H110ZM231 182V181H230ZM232 182V183H233ZM241 182V181H240ZM240 182H239V186L241 185L240 184ZM67 183H69V181L67 182ZM83 183V182H82ZM232 183H231V189H230V187H229V189L227 188V190H228V192H232V191H230V190H232L233 189V186H232ZM236 183V185L235 186H238V184ZM243 183V182H242ZM62 184V183H61ZM65 184H66V182H65ZM84 184V183H83ZM107 184V183H106ZM223 184V183H222ZM229 184V183H228ZM63 185V187L65 186L64 184H62ZM68 184H66V186H67ZM77 185L78 184H76V188L78 189V187H77ZM245 185H246V183H245ZM244 184L243 185H241V187H244L245 186ZM250 185V184H249ZM252 185V184H251ZM254 185V184H253ZM205 186V187H204ZM222 186H224V185H222ZM235 186H234V189H235ZM70 187V186H69ZM71 187H75V186H72L71 185ZM107 187V186H106ZM247 187V186H246ZM245 187V188H246ZM249 187V186H248ZM247 187V191H248V188ZM256 187V186H255ZM254 187V188H255ZM223 188V187H222ZM237 188V187H236ZM253 188V187H252ZM256 188H258V187H256ZM262 188V187H261ZM263 188H264V186H263ZM67 189V188H66ZM71 189V188H70ZM74 189V188H73ZM221 189V188H220ZM219 189V190H220ZM233 189V190H234ZM72 190V189H71ZM206 190V189H205ZM252 189H250L249 191L250 192H252L251 191ZM254 190V189H253ZM257 191V193L255 194V196H256V198L254 199V202H251V201H253V200H249L250 202H248V198H247V202L248 203H252L251 205H252V210L251 211H249V209L251 208V207H249L250 206V204H249V208H247L248 209V211L249 212H260V209L262 208V207H264V193L258 188V189H256ZM222 191V190H221ZM248 191V193H250ZM77 192H80V191H78L77 190ZM228 192H227V194H226V196H227V199H226V201H225V203L226 204H231V205H233L231 202V200H233V199H236V198H238L237 196H236V198H235V196L233 195V194H231V195H229L228 194ZM238 191H234V194H238L237 193ZM254 192V191H253ZM81 193H83V191L81 192ZM81 193H78L79 195L81 194ZM219 193V192H218ZM221 193V192H220ZM219 193V194H220ZM77 194V193H76ZM86 194H89V193H86ZM243 194V193H242ZM242 194H241V196H242ZM246 194V193H245ZM245 194H244V196H245ZM82 196H83V194H81ZM217 195V194H216ZM215 195V196H216ZM234 196V198H233V196ZM252 195H254V193L252 194ZM251 195V196H252ZM232 196V197H231ZM240 196V195H239ZM246 196H248V194H246ZM251 196H248L249 198L251 197ZM254 196V197H255ZM157 197V196H156ZM191 197H193L192 195H191ZM152 198V197H151ZM150 198V199H151ZM155 198V197H154ZM241 198V197H240ZM242 198H244L243 196H242ZM246 198V197H245ZM244 198V199H245ZM182 199V198H181ZM251 199V198H250ZM219 200H220V197H216L215 199H212V201H209V207H210V205L212 206L211 207V209H212V213H214V215L215 214H217V216H215L214 218H213V222H215V223H221V225L222 226H225V225H228V223L230 222L229 220L230 219H232L233 218V215L235 214L234 212L236 211V209H235V207L234 206H232V208H231V210H223L220 206H218V203L219 204H222V203H220L219 202ZM224 200V199H223ZM241 200V199H240ZM237 201H239L238 199H236V202ZM246 201V200H245ZM235 201H234V204L236 203ZM242 202H243V200H242ZM247 202H244L243 203V205L246 203L247 205H248V203ZM198 203L199 202H194V205H193V208H195V207H198ZM187 204V205H186ZM237 204H238V202H237ZM240 204V203H239ZM238 204V205H239ZM178 205V204H177ZM241 205V204H240ZM239 205V206H240ZM181 206L183 207V206H188V203H185V202H181ZM241 207V206H240ZM245 207V206H244ZM244 207H242L241 209H243ZM64 208V207H63ZM175 208V207H174ZM178 208V206L176 207V209ZM236 208L238 209L239 207H237V205H236ZM65 209V208H64ZM178 209H180V208H178ZM197 209V208H196ZM240 209V208H239ZM238 209V210H239ZM235 210V211H234ZM245 210V209H244ZM113 211V210H112ZM69 212V211H68ZM243 212V211H242ZM246 213V212H245ZM248 214H250V213H248ZM247 214V215H248ZM254 214V213H253ZM259 214H262L263 215V213H259ZM258 214V215H259ZM114 215V214H113ZM251 215V214H250ZM250 215H248V216H250ZM255 215V214H254ZM253 215V216H254ZM256 215H257V213H256ZM125 216V215H124ZM127 216H128V214H127ZM127 216H125V217H127ZM243 216V215H242ZM252 216V215H251ZM114 217V216H113ZM101 219V218H100ZM153 219V218H152ZM242 219V218H241ZM243 219H244V216H243ZM247 219H251V217L250 218H247ZM71 220H73V219H70V221ZM126 220V219H125ZM69 221V222H70ZM129 221V220H128ZM117 222V221H116ZM124 222V221H123ZM69 224L70 223H68V228L70 229V228H72V226H74V225H72V226H70L69 227ZM125 224V223H124ZM71 225V224H70ZM90 225V224H89ZM115 225V224H114ZM221 225L219 224V226L221 227ZM92 227V226H91ZM116 227V226H115ZM76 228V227H75ZM123 228V227H122ZM118 228H116V230H117ZM120 229V228H119ZM76 230V229H75ZM2 231H3V228H2ZM2 231H0V232H2ZM5 231V230H4ZM2 234V233H1ZM0 234V235H1ZM107 234V233H106ZM105 234V235H106ZM117 235V234H116ZM3 236V239H2V241L4 242V241H6V239H4V238H7V236L6 237H4V235H2ZM234 237V235L232 234V232H228V231H225V230H223L222 232H221V237L219 238V243H218V245L221 243H224L225 241H227V240H229V239H232ZM9 238V237H8ZM106 238V237H105ZM65 239V238H64ZM63 239V240H64ZM72 239V238H71ZM69 240V239H68ZM62 241V240H61ZM70 241V240H69ZM212 241H214V240H212ZM50 242V241H49ZM66 242V241H65ZM68 242V241H67ZM12 243V242H11ZM47 243V242H46ZM71 243V242H70ZM240 243V242H239ZM261 243V242H260ZM3 244H5V242L3 243ZM7 244V243H6ZM10 246V245H9ZM17 246V245H16ZM43 244H41V245H38V246H36V249H37V251L39 252L41 249L42 250H44V251H47V248L45 247V249H43ZM44 246H46V245H44ZM81 246V245H80ZM243 246L244 245H240L239 244V247H238V244L236 245V247H233L232 248V253L233 254H236V255H233V256H238L237 258H239V259H243V256H244V254H245V251H249V249H244L243 248ZM69 247H70V245H69ZM68 247V248H69ZM85 247V246H84ZM103 248H104V246H103ZM4 249V248H3ZM11 249V248H10ZM36 249L35 248H33V249H31L30 251H32L33 253H32V257H31V262L33 263V264H40V263H36L35 261H34V258H35V253L37 252L36 251ZM53 250V249H52ZM52 250H49V253L50 254H48L49 256H51V254H52V256H54V253H53V251ZM234 250V251H233ZM235 250L238 252V254L235 252ZM11 251V250H10ZM13 251V250H12ZM29 252V251H28ZM10 253V252H9ZM27 253V252H26ZM47 253H48V251H47ZM30 254V253H29ZM259 255H256L255 257H252V258H249L248 259V261L250 262V264H259L260 262L259 261H261V259L263 260V256L260 254V253H258ZM75 255V254H74ZM230 255V254H229ZM10 256H12V254L10 253L9 254V258H10ZM28 258V257H27ZM194 258V257H193ZM74 260V259H73ZM101 260H102V257H101ZM247 260V259H246ZM6 261V260H5ZM10 261V260H9ZM15 261V260H14ZM60 261H61V259H60ZM62 261H63V259H62ZM66 261V260H65ZM243 260H240V262H239V264L242 262ZM248 261H243L244 263H247ZM8 262V261H7ZM17 262V261H16ZM64 262V261H63ZM65 263V262H64ZM63 263V264H64ZM97 263V262H96ZM243 263V264H244ZM17 264V263H16ZM42 264V263H41ZM234 264H236V262L234 263Z\"/></svg>",
  "mask_w": 264,
  "mask_h": 264
}]
</instances>
